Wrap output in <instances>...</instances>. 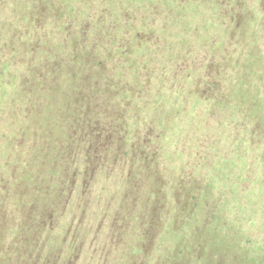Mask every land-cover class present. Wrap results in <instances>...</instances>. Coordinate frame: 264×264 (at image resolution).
Returning <instances> with one entry per match:
<instances>
[{
    "label": "trees",
    "instance_id": "1",
    "mask_svg": "<svg viewBox=\"0 0 264 264\" xmlns=\"http://www.w3.org/2000/svg\"><path fill=\"white\" fill-rule=\"evenodd\" d=\"M31 1L35 2L33 9L36 13L31 16L28 8L26 23L30 24L27 30H29L31 39L27 43L29 44L32 63L29 65L24 59L16 62L13 67L15 71H18V77L12 71L4 82V86L7 88L13 83L11 79L15 78L17 96L7 98L9 100L5 98L2 116V126L6 130L5 133L9 132V134L7 138L4 135L1 146V153L4 155L7 153V156H4L5 163H0V264H111L112 257L117 261L116 264H153L154 256H158L157 258L161 259L159 264H163V258L174 252H177V256L185 254L188 259L194 253L189 248L193 238V235L189 234L191 233L190 226L201 224L203 220L208 225L215 221H219L221 226L226 224V220L230 216L224 213L225 207L222 206V202L219 203V197H223L228 190L232 189L234 184L224 180L223 176L215 174L213 178L210 177V180L206 181L214 191L219 184L215 196L213 191L208 196L206 194L201 196L198 191H186L187 181L194 178L188 174V179L186 178L184 184L181 183L186 193L182 196L174 193L172 195L171 182L182 167L188 168V170L197 168L204 172L216 170L222 173L225 171L236 173L238 167L235 163L228 166L227 170L225 165L212 168L210 161L212 157L218 156L216 153L219 150V155H223L228 148L233 149V143L243 144L244 153L248 156L253 155L254 157L255 154L259 153L258 151L264 152V147H262L264 146V135L260 136L258 141L251 139L253 135L251 131L261 130L264 133V84L260 82V80H264V53L258 48L255 49L256 51L248 52L246 47H243L248 42L239 35L241 39H239L238 47L243 48L242 55L246 63L253 68L256 62L261 63V71L258 70L260 77H257L254 72L242 74L240 75L241 81L236 83L237 73H239L236 68L240 66L241 48L236 51V54L231 55L233 54L232 51L226 48L224 42H220L223 47L218 55H214L212 67L201 69L199 74L192 73L187 69L182 71L183 77L195 82L204 74L203 79L199 80L195 89L184 90V87L180 89L176 82L174 85L165 86L168 88L166 99H172L173 96L177 98L181 95L186 98L185 93L187 91L194 93L193 96L197 101L206 104L204 108H201V112L207 108L210 113L213 112L210 108L213 110L220 109L213 108L214 104L211 99H214L216 104L222 103L225 93H230L235 89L238 91L237 97L241 101L240 104L238 102L223 104L224 112L222 114L214 112L221 118V123L220 129L218 122L213 123L215 136L212 138L214 140L212 146L205 144L202 139L196 138L195 132L197 130H192V134H194L192 137L198 140L193 139L190 144L188 143L187 147L189 148H183L184 151L182 152L179 150L169 151L162 145V139H164L165 130H167L166 118L160 120L159 131L141 130L138 128L140 125L139 118L142 116L131 113L134 108L133 105H137V101H141L145 95H149L152 88L151 82H148L146 87L140 86L142 74L147 69L143 60L137 61L136 63L139 65L136 67H131L132 64L131 66L127 65L130 59L127 57L112 61L116 52L114 47L111 49L107 47L101 51L108 53L109 56L105 57L100 53V57L96 58L94 65L86 63V59L80 58L78 54L80 53L78 47L83 43L80 38L82 35H88L93 39L88 44L83 43L85 46L94 44V40L100 43L104 42H101L104 37L102 35L97 38L89 35L92 31L106 32L108 35L106 37H120L118 32L123 29H130L131 26L127 15L122 14L124 17L119 18V21H111L106 17L103 18L102 15L95 16L88 6L84 9L83 0H78L81 3L77 5L75 15L71 18H63L66 16L65 11L67 9L66 6L64 9V1L67 0H47L45 3H42V0ZM111 2L113 4V1ZM104 4L106 7V3ZM65 5L68 6V2ZM121 8L122 6L119 9ZM261 13L264 14L263 7ZM90 14H92L91 17ZM61 18H63L64 23ZM84 20H86L85 23ZM251 20V17L248 16V18L239 19V23L243 26ZM77 24L78 42L69 44V31L75 30ZM99 25H106V27L99 28ZM238 28L239 26L233 27V30L237 32ZM235 34L233 33V35ZM137 41L142 42L140 39ZM110 42L115 44L113 40ZM59 45L62 46L61 49ZM229 46L230 44H228ZM136 47H140V45L136 44ZM168 47V43L164 45V49ZM61 50L64 51L65 55L62 54ZM153 52L158 55V52ZM117 53L120 55L119 49ZM62 55L68 62L65 65L61 58ZM80 59L84 64L77 66L76 61ZM224 59L228 61V64H222L221 60L224 61ZM230 60H233V63H229ZM112 64L115 67L110 72L108 68L113 66ZM71 66H75L76 69L91 70L77 72L86 87L87 93L84 100H82V96L76 93L75 87L70 88V90L64 87L70 81L77 79L76 72L71 70ZM224 72H226L227 77ZM163 74L170 76L171 81L180 80V75H177L178 78L175 71L172 74L171 71L168 74L164 71ZM182 81L185 82L186 79ZM44 84L45 86L42 87ZM42 89H44L43 94L45 95H36L37 90L41 91ZM179 92L180 94H178ZM244 93H250L258 101V108L253 113L251 112L253 100L244 99ZM48 94H51L50 97H53L52 95L57 96L59 103H52L53 106L49 107L46 102L50 99V97H46ZM33 97L37 102L30 106ZM61 99H67L65 101L66 104L70 105L69 109H66L67 105L61 102ZM12 105L14 111H12ZM128 107L131 108V112L125 110ZM159 108H166V104L160 102ZM118 110L125 112V124L128 118L136 119L135 130H124V125L117 118L118 112H120ZM127 113L129 114L128 117ZM83 114L89 115L85 121H93L90 122L93 130H86L93 139L88 147L75 152L73 142L68 139L73 133H68L67 130L63 129L65 125L63 126L64 122L61 119L63 120L65 115L66 119L71 118L68 126L69 130H72L71 123L82 118L81 115ZM85 115L84 117H87ZM92 115L96 117L92 119ZM258 115L261 118H257ZM259 122L263 125H258ZM126 125L128 127V123ZM260 126L261 128H259ZM112 127H115L114 134L111 135L110 133L106 136L105 134ZM232 129L238 131L234 132ZM219 130L231 134L234 142L222 144ZM158 134L159 150L156 142ZM128 135L130 138L127 141ZM28 137L32 139V142L26 140ZM51 140L56 141L54 146L47 143ZM59 140H64V144L70 142L68 145L65 144L71 149L66 162L60 160L65 157L63 145L58 146ZM199 141L202 144H197ZM193 142H195L193 150L198 161L192 167L190 164H185L183 159L187 157L185 151L192 150ZM36 143H43V149L47 150V154L43 152V155L38 154V151L36 154L42 159L50 157V162L44 166L35 164V166L29 167L26 158L30 155L29 151L32 148H37ZM114 144L117 145L114 146ZM24 146H30L29 150H23ZM196 146L200 150H195ZM38 147L43 150L41 146ZM207 148L209 152H207ZM174 154H185V157L178 160L173 157ZM132 155L134 156L132 162L135 165L140 163L135 174L132 167L126 164ZM162 155L164 157H161ZM207 156L209 157L206 158ZM77 158L82 159L83 165L78 166ZM179 161H181L180 164L176 165ZM201 161L208 162L202 163ZM151 163H153L152 170ZM159 167L164 185L161 193H159V182L155 179L151 180L153 177L146 176L131 184L134 186H132L134 193L131 191L128 194V192L122 191L123 181L128 182L130 178L136 179L148 168L152 174L153 171L159 170ZM239 170L242 174V189L251 191L254 186L251 184L254 177L264 180V174H261L264 171V156L253 164L245 161ZM119 171L122 174L118 185L103 186L104 182L110 183L112 181L111 175L114 176ZM97 175H101L102 178L98 201H96L95 195L93 196L91 193L92 181ZM76 177H79L78 180ZM180 178H184V176H180ZM200 181L205 182L204 180ZM153 185L154 193L152 194ZM262 185L264 184L259 183L257 195L264 193V186ZM107 186L108 188H106ZM120 190L122 193L118 195ZM28 198H30L29 207L23 211L21 207ZM247 198L249 199V197ZM152 203L154 207L151 210L147 209V207L152 206ZM94 204H96L95 207H93ZM97 204H99L98 210ZM173 205L178 208L174 216L177 226L171 230L170 234H167L166 231L163 232V228L165 223L168 225L169 214L173 211L171 210ZM259 206L264 211V200ZM261 208L257 211L258 220L255 222L258 224L257 230L255 229L256 232L252 230L253 233L259 235L258 238L256 236L254 238L258 239L261 244L253 248L254 252L259 250L257 255L254 256V252L250 250L249 242L252 240L248 239L247 235L244 239L245 248L252 262L258 261L264 252V219L261 220V215H259ZM143 214H146V218L148 214L149 221L144 220ZM195 214L197 219L193 222ZM248 220L251 221L250 218ZM198 233V231L195 232V234ZM214 238L216 237H212V239ZM222 239L224 240L223 234ZM214 240L217 241V239ZM129 258L130 263L127 260Z\"/></svg>",
    "mask_w": 264,
    "mask_h": 264
},
{
    "label": "rangeland",
    "instance_id": "2",
    "mask_svg": "<svg viewBox=\"0 0 264 264\" xmlns=\"http://www.w3.org/2000/svg\"><path fill=\"white\" fill-rule=\"evenodd\" d=\"M46 1L47 0H42V3H45ZM111 1H113V4ZM259 1L260 0H83L82 4H84V9L88 6L95 16L99 17V15H102L103 18L106 17V19H111V21H119V18L122 19L124 17L122 14H126L131 26L130 29H123L118 32V35L120 36L118 38L106 37L108 36L106 32L100 31L99 33L96 31H92L91 33H89V35H91L93 38H97L102 35L106 37V40H104V37L101 39V42L104 41L103 43L94 40V44L90 46H85L84 44L92 42L93 39L88 35H82L80 38L83 40L84 44L82 43L78 47L80 52L78 54L80 58L86 59V63L94 65L96 62V58L100 57V53L105 57L109 56L108 53L101 51H103L107 47L109 49H111V47H114L116 52L112 57V61H116L117 59H120L122 57H127L130 58L127 65L131 66L132 64L131 67H136L137 65H139V63L136 62L143 60V62L145 63L144 66L147 69L145 70L146 72L142 74L140 86L146 87L148 82H151L152 88L149 91V95H145L141 101H137V105H133L134 108L132 109V112L130 107H128L129 109H125L127 111L129 110L132 114H139L142 116V118H139L140 125L138 129L159 131L160 120L166 118L167 130H165L166 134L164 139H162V145H164V147H166L169 151L179 150L180 152H182L184 151L183 148H189L187 147L188 143L190 144L193 139H202L205 144L212 146L214 144V140L212 138L215 136V131L213 130V123L218 122V128L221 123V118L215 115V113L222 114L224 112V105L227 103L238 102L240 104V98L237 97L238 91L235 89L230 93L226 92L222 103L220 102L216 104L217 102H215L214 99H211V102L214 104L213 108L220 109L213 110L212 108H210L211 111H213L210 113L208 108L201 112V108H204L206 104L197 101L193 96L194 93L192 92L187 91L185 93V95H187L186 98L181 95L177 98L173 96L172 99H166L165 97L168 92V88H166L165 86H168L170 84L174 85L176 82V85L180 89L183 87L185 88L184 90L195 89L198 85L197 83L199 82V80L203 79L204 74H202L201 78L197 79L195 82L192 79H187V77H183L184 73L182 71L187 69L190 70L192 73H198L199 71H201V69H208L209 67H212V62H214V55H218L220 49L223 47V44H221L222 42H224L227 49L232 51L231 53L233 54L231 55L236 54V51L241 48V46L238 47L239 39H241L239 35L242 36L243 40H246V42H248L246 45H243V47H246L248 52L256 51L255 49L258 48L261 49L264 53V14L261 13L262 7L264 8V0H261L260 2ZM64 2V9H66V7L67 9L65 11L66 16H64L63 18H71L76 13L77 5H80L81 2H78V0H67ZM67 2L69 4L68 6L65 5ZM104 3H106V7ZM34 5L35 2L31 0H0V163H5L4 156L6 157L7 153H5V155L4 153H1V146L3 145L4 135H6L7 138L9 134V132L5 133L6 130H4L2 126V116L5 98L7 99L17 96L15 92V87L17 86V84L15 83V78L11 79L13 83H11L7 88H5L4 82H6L9 73H11L12 71L18 77V71H15L13 67L16 62H20L21 59H24L29 65H31L32 63L30 61L31 55L30 49L28 47L29 44L27 43L31 39V35H29V30H27L29 29L30 24L26 23V17L28 15V8L30 9L31 16L36 13H34ZM120 6H122L121 14V9H119ZM112 12L113 14H111ZM91 15L92 14H90V17ZM79 16L80 12L77 15L78 19ZM248 16L251 17L252 20L248 21V23L242 26V24L239 23V19H242L244 17L248 18ZM63 18H61V21L64 23ZM85 21L86 20H84L83 22L85 23ZM238 26L239 28L237 32L234 31L233 27ZM105 27L106 25H99V28ZM77 29L78 24L75 26V30L72 29L73 31H69V44H76L78 42L79 32L76 31ZM233 33L236 34L233 35ZM112 36L114 35L112 34ZM138 39L142 40V42L137 41ZM112 40L115 42V44L110 42ZM167 43L169 44V47L164 49V45H166ZM136 44H139L140 47H136ZM228 44H230L229 47ZM59 48L61 49L62 46L59 45ZM118 49L120 55L117 53ZM66 51L68 50L66 49ZM153 51L158 52V55H156ZM242 51L243 48H241V53L239 55L240 66L236 68L237 71H239V73H237L238 79L236 83H239L241 81L240 75L242 74H249L254 72L256 73L257 77H260L258 70L261 71V63L256 62L254 68L249 66L246 63L244 56L242 55ZM62 54L65 55L64 51H62ZM61 58L63 59L64 65L68 63L66 62V58H64L63 55L61 56ZM221 62L222 64H228V61L226 59H224V61L221 60ZM229 63H233V60H230ZM83 64L84 63L81 59L79 61H76L77 66H82ZM114 67V65L109 66L108 71H113ZM71 70L76 72L77 79H74V81L72 82L70 81V83L64 85V87L68 90H70V88L72 87H75L76 93H78L79 96H82V100H84L87 91L85 84L82 83V78L79 77L77 72L91 70L76 69L75 66H71ZM164 71H166L167 74L170 71L171 74L175 71L176 76L180 75V78L177 76L180 80L171 81V79H169L170 76H166L163 74ZM224 75L226 76V72H224ZM181 79H186V81L184 82ZM263 81L264 80H260L262 84H264ZM45 84L42 87H44ZM43 93L44 89H42L41 91L37 90L36 95H45ZM178 94H180V92ZM243 95L244 99L253 100V102H251L253 103L251 107L252 110H250L252 113L256 111L258 108V101L250 93H244ZM50 96L51 94H48L46 97L49 98ZM52 96L53 97H50V99L46 101L49 107L53 106L52 103H59L58 97L55 95ZM77 98L78 95L75 100ZM65 100L67 99H61V102L67 105L66 109H69L70 105H68V103L66 104ZM159 101L165 103L166 108H159ZM35 102H37V100L35 99V97H33L31 99L30 106H32ZM81 105L83 104L81 103ZM14 110L15 109L12 105V111ZM79 110H81V108H79ZM118 111L120 112H118L117 118L120 120V123L124 125V130H135L136 119H126V124L128 123L127 127L124 120L125 112L123 110ZM84 115L85 114L81 115L82 118L76 119L73 123H71L72 130H69L70 128L68 126L69 119L71 118L66 119L65 115L63 120L61 119V121L64 122L63 126L65 125L63 129L67 130L68 133H73L71 134L72 136H69L68 139L73 142V149L75 150V152H78V150L80 151V149H85L86 147H88L93 139L92 136L87 134L88 130H93L92 124L90 123L93 121H85L89 118V115H85L87 117H84ZM128 115L129 114L127 113V117ZM91 117L93 119L96 116L92 115ZM257 118H261V116L258 115ZM94 121L97 122V120ZM259 123L260 124L258 125H263L261 122ZM261 126L259 128H261ZM114 130L115 127L110 128L107 131L108 133L105 135L107 136L110 133L111 135H113ZM192 130H197L195 134L196 138L198 139L192 137L194 136V134H192ZM232 130H234V132L238 131L236 129ZM185 131L186 134L184 135ZM251 133L253 134L251 136V139L255 141H258V138L264 135L261 130H254L251 131ZM219 135L221 137L222 144H231L232 142H234L230 136L231 134H226L224 130H219ZM129 138L130 136L128 135L126 137V140L128 141ZM26 140L28 142H32V139L29 137ZM55 142V140H51L47 143L54 146ZM156 142L157 148L159 150V134L156 138ZM195 142H193L191 145L192 150L185 151L187 157H185V154H174L173 157L178 160L183 159L185 157L183 159L185 164H190L193 167L198 161L197 156L195 155V152L193 150V145H195ZM36 144L37 148H32L29 151L30 155L26 158V163L29 167L31 165L35 166V164L44 166L45 164H48L50 162V157H44L45 159H42L40 156H38V154H42V152L44 154H47V150L43 149V143ZM65 144L68 145L70 144V142ZM65 144L64 140H59L58 146L63 145L62 149L65 157L61 158L60 160L66 162V158L69 156L71 149L66 147ZM197 144L200 145L202 144V142L199 141L197 142ZM238 144L239 142L233 143V149L228 148L225 154L223 153V155H219V150L218 153H216V155L218 156H214L210 159V161L212 162V168H216L218 165H225V168L227 169L228 166L233 165L235 163L238 167L236 173H231L230 171H225L226 173H222L216 170L214 172H204L202 170L199 171L197 168H192V170H188V168L184 169L182 167L181 170H179L178 173L175 174V177L171 182L173 190L172 195L173 193L178 195L181 194L182 196L186 195L183 190L184 186L181 183L183 182L184 184L186 178L188 179V174H191L194 178H192L190 181H187L188 186L186 187V191H198L201 196H204V194L208 196L210 193H212V191L215 196V191H218L219 184H217V187L214 191L210 184L206 183V181L210 180V177L213 178L215 174L223 176L224 180L228 182H232L234 184L232 189L228 190L223 197H219V203L222 202V206L225 207V209L223 210L224 213L229 215L230 217L226 220V224L224 223L223 226L219 224V221H215L214 223L208 225L203 219L201 224H193L192 226H190L189 229L191 230V233L189 234L193 235V238L191 240V243L189 244V248H191L192 252L194 253H192L188 259L185 254H183L182 256H177V252L170 253L163 258V264H191V260L192 264L264 263V252L262 255H260L261 257L258 261L252 262V260L250 261L249 259V253L245 248L246 246L244 245V239L246 235L248 236V239L252 240L249 242L250 250L252 252H254L253 248L256 247V245H261L258 239L254 238V236L258 238L259 235L253 233L252 230L255 231L256 227H258V224L255 223L258 220L257 211L261 208L259 204H261L262 200H264V193L259 195L256 194L257 187L259 183L264 184V180H260L262 178H255L253 176L254 181L251 182V184L254 185L253 189L251 191L248 189L244 190L241 187L243 181L241 176L242 174L239 170V167L245 161H247L249 164H253L257 160H260L261 157L263 158L264 152L258 151L259 153L255 154L254 157L253 155L248 156L244 153V145ZM116 145L114 144V146ZM38 146H41L43 150H40ZM197 147L198 146H196L195 150H200ZM29 148L30 146H24L23 150L28 151ZM37 151L38 154H36ZM207 152H209V150ZM209 156H207L206 158H208ZM161 157H164V155H162ZM77 159L78 160L76 163L78 164V166L83 165L82 159ZM133 159L134 156L132 155L131 158L126 161V164L132 167L133 173L135 174L138 171V166L140 163L138 165H135V163L132 162ZM181 161L177 162L176 165H179ZM201 162L207 163L208 161ZM150 165L152 170L153 163H151ZM121 174L122 172L119 171L114 176L111 175L112 181L110 183L104 182L103 186L110 185L113 187L118 185ZM261 174H264V171L261 172ZM140 175L141 176L137 177L136 179L130 178L128 182L126 180L123 181L122 191L125 193L128 192L129 194L133 190V185L131 184L140 181V179L144 176L153 177L151 180H157L159 182V193L163 191L164 185L162 182L163 179L160 167L159 170L157 169L153 171L152 174L150 173V170L148 168L147 171H143V173ZM180 176H184V178H180ZM78 178L79 177H76L77 180ZM101 180V175H97L92 181L93 186L91 193L93 196L95 195L96 201H98L101 192ZM200 180H204L205 182ZM97 182H99V184H97ZM106 188H108V186ZM109 191L111 192L110 188ZM121 193L122 192L120 190L117 194L121 195ZM131 193L134 192L132 191ZM153 193L154 185L152 187V194ZM246 195L247 197H249V199L246 197ZM29 200L30 198L26 199L23 202L21 210L24 211L27 209V207H29ZM95 205L96 204H94L93 207H95ZM98 207L99 204H97V210ZM153 207L154 205L152 203V206L147 207V209L151 210ZM177 209L178 208L175 205L172 206L171 210L173 211H171L169 214L168 225H166L165 223L163 232L166 231L167 234H170L171 230L176 228L177 223H175L176 219H174V216L176 214ZM259 215H261V220H263V208H261ZM143 216L145 221H149L148 214L147 218L146 214H143ZM249 218L251 221L248 220ZM195 219H197L196 214L193 217V222L195 221ZM196 231H198L199 233L195 234ZM258 232L260 233V230ZM222 234L224 240L222 239ZM212 237H216L214 239H217V241L212 239ZM258 252V249L255 250L254 256L257 255ZM157 257L158 256L153 257V264H159V260L161 259ZM111 259V264H116L117 261L113 259V257ZM127 260L128 263H130V258ZM195 261L196 263H194Z\"/></svg>",
    "mask_w": 264,
    "mask_h": 264
}]
</instances>
